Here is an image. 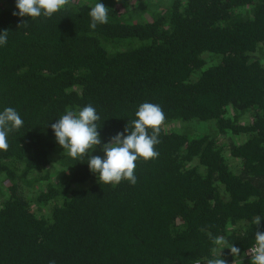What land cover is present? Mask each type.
<instances>
[{
    "label": "trees",
    "instance_id": "16d2710c",
    "mask_svg": "<svg viewBox=\"0 0 264 264\" xmlns=\"http://www.w3.org/2000/svg\"><path fill=\"white\" fill-rule=\"evenodd\" d=\"M98 2L108 23L93 30ZM18 11L0 0V32L9 31L0 112L12 107L24 121L0 150V264H206L219 256L208 232L240 249L222 250L227 264H251L264 232V0H72L35 19ZM145 102L166 120L159 156L138 159L135 185L100 182L51 128L91 104L108 143ZM101 147L91 155L103 157Z\"/></svg>",
    "mask_w": 264,
    "mask_h": 264
},
{
    "label": "clouds",
    "instance_id": "9594fccd",
    "mask_svg": "<svg viewBox=\"0 0 264 264\" xmlns=\"http://www.w3.org/2000/svg\"><path fill=\"white\" fill-rule=\"evenodd\" d=\"M71 2L72 0H16V8L19 11L13 12V15L33 19L41 16L50 18ZM108 9L100 2L90 7L91 29L95 30L98 24L108 23ZM22 23H26V20ZM8 32V30L0 32V45L7 43ZM135 115L137 118L131 122V128L127 125L123 133H117L108 143L103 144L99 131L101 126L97 123L101 117L91 104L78 112L66 110L65 114L51 124V128L58 144L73 160L81 161L85 157L88 158L89 169L98 174L100 182L115 186L122 180H126L131 185H135L138 159L148 161L159 156L156 145L160 143L159 133L166 120L162 107L149 102L142 103ZM23 123L20 114L12 107H6L0 112V150H8L9 133L18 130ZM97 146H102L103 157L91 155ZM261 219L260 216H256L253 220L257 228L260 226ZM207 235L219 250V256L207 259L206 264H227V261L222 258L224 248L230 249L233 257L240 255V249L233 244L229 245L224 236H213L211 232ZM247 255L251 257V264H264V232L256 231L255 243L248 249ZM48 264H56V262L52 260ZM194 264H202V261L197 259Z\"/></svg>",
    "mask_w": 264,
    "mask_h": 264
},
{
    "label": "built area",
    "instance_id": "2783aa9c",
    "mask_svg": "<svg viewBox=\"0 0 264 264\" xmlns=\"http://www.w3.org/2000/svg\"><path fill=\"white\" fill-rule=\"evenodd\" d=\"M248 259H250V261H251V257L250 256L248 257ZM249 264H250V262H249Z\"/></svg>",
    "mask_w": 264,
    "mask_h": 264
}]
</instances>
